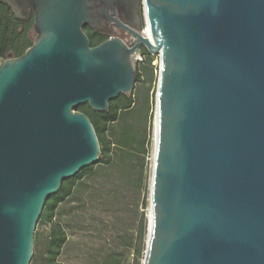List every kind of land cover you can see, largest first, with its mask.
Returning a JSON list of instances; mask_svg holds the SVG:
<instances>
[{
	"label": "water",
	"instance_id": "obj_1",
	"mask_svg": "<svg viewBox=\"0 0 264 264\" xmlns=\"http://www.w3.org/2000/svg\"><path fill=\"white\" fill-rule=\"evenodd\" d=\"M0 1L35 35L0 64V264H30L46 200L97 161L74 108L131 93L140 48L159 58L142 264H264V0Z\"/></svg>",
	"mask_w": 264,
	"mask_h": 264
},
{
	"label": "trees",
	"instance_id": "obj_2",
	"mask_svg": "<svg viewBox=\"0 0 264 264\" xmlns=\"http://www.w3.org/2000/svg\"><path fill=\"white\" fill-rule=\"evenodd\" d=\"M32 23V16L16 20L9 5L0 1V60L9 55L19 57L32 45ZM83 32L92 47L105 39L89 26H84ZM140 52L144 62L135 67L136 87L150 82L154 71L155 57L145 48ZM136 87L111 100L105 111H93L87 104L74 108L91 122L99 156L93 165L64 180L58 192L46 200L37 222L44 230L34 232L32 264H61L60 257L90 242L70 239L79 236L100 242L97 249L83 253L93 264H127L129 256L131 264H142L147 233L139 208L147 204L143 195L149 129L144 107L135 98ZM94 211L109 215L111 220Z\"/></svg>",
	"mask_w": 264,
	"mask_h": 264
},
{
	"label": "rangeland",
	"instance_id": "obj_3",
	"mask_svg": "<svg viewBox=\"0 0 264 264\" xmlns=\"http://www.w3.org/2000/svg\"><path fill=\"white\" fill-rule=\"evenodd\" d=\"M143 29H145V25H143ZM35 35L32 32L31 34V39L34 40ZM125 43L127 45H131L134 42L128 37L125 39ZM141 50V48L139 49ZM154 60H153V67H154V71L152 73V77L150 82H145L144 84H141L139 86L136 87V85L134 84V87H136V89L134 90L135 93V98L138 102H140L143 107L144 110L146 112V116H147V127L149 129V146H148V156L146 159V168H147V184H146V189L143 195L144 200L146 201V206H144L143 208H139V213L142 214L145 218V222H146V233H147V227H148V218H149V208H150V181H151V174H152V163H153V153H154V112H155V94H156V89H157V82H158V66H159V58L158 56H154ZM1 64V62H0ZM133 87V89H134ZM133 91V90H132ZM95 215H99L102 218H104L107 221L111 220V217L109 215H104V214H100L98 211H94ZM44 230V228L39 225L36 226L35 231L40 232ZM107 236L109 237L111 234L110 233H106ZM71 241H89L88 243H85L81 249L76 248L77 250L74 252H67L65 255H63L62 257L59 258L61 264H93V262H91L90 260L86 259L83 255V253H85L86 251L89 252V249L91 251L97 249L100 245V242H98V240H96L95 238H84V237H72L70 238ZM87 249V250H86ZM80 250V251H79ZM87 253V252H86ZM30 264H32L30 262ZM127 264H131V256H129L128 260H127Z\"/></svg>",
	"mask_w": 264,
	"mask_h": 264
},
{
	"label": "built area",
	"instance_id": "obj_4",
	"mask_svg": "<svg viewBox=\"0 0 264 264\" xmlns=\"http://www.w3.org/2000/svg\"><path fill=\"white\" fill-rule=\"evenodd\" d=\"M144 35H145V32H144ZM128 37L135 43V41H136L135 38H133L129 34H128ZM133 44L128 45V46H132ZM132 62H133L134 67L139 66L140 64H142L144 62V55L141 54L140 50H137L136 52H134L132 54Z\"/></svg>",
	"mask_w": 264,
	"mask_h": 264
},
{
	"label": "flooded vegetation",
	"instance_id": "obj_5",
	"mask_svg": "<svg viewBox=\"0 0 264 264\" xmlns=\"http://www.w3.org/2000/svg\"><path fill=\"white\" fill-rule=\"evenodd\" d=\"M32 16V15H31ZM30 16V17H31ZM30 19V18H29ZM28 19V20H29ZM99 33V32H98ZM100 34H102L104 37H105V39H104V41L105 40H107L108 38H109V36L107 35V34H105V33H100ZM118 37L121 39V40H123L124 42H125V39L126 38H128V34L126 33V32H124V31H119V33H118ZM103 42V41H102Z\"/></svg>",
	"mask_w": 264,
	"mask_h": 264
},
{
	"label": "bare ground",
	"instance_id": "obj_6",
	"mask_svg": "<svg viewBox=\"0 0 264 264\" xmlns=\"http://www.w3.org/2000/svg\"><path fill=\"white\" fill-rule=\"evenodd\" d=\"M144 32H145V36H147L149 39H151L148 28H146V30Z\"/></svg>",
	"mask_w": 264,
	"mask_h": 264
},
{
	"label": "crops",
	"instance_id": "obj_7",
	"mask_svg": "<svg viewBox=\"0 0 264 264\" xmlns=\"http://www.w3.org/2000/svg\"><path fill=\"white\" fill-rule=\"evenodd\" d=\"M2 60H0V62H1Z\"/></svg>",
	"mask_w": 264,
	"mask_h": 264
}]
</instances>
